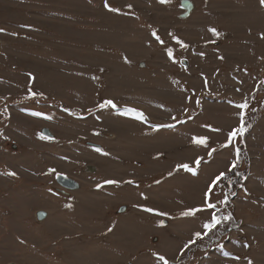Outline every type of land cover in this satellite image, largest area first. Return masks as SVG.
I'll return each instance as SVG.
<instances>
[{
	"label": "rangeland",
	"instance_id": "obj_1",
	"mask_svg": "<svg viewBox=\"0 0 264 264\" xmlns=\"http://www.w3.org/2000/svg\"><path fill=\"white\" fill-rule=\"evenodd\" d=\"M107 3L0 0V264H264V5Z\"/></svg>",
	"mask_w": 264,
	"mask_h": 264
},
{
	"label": "snow or ice",
	"instance_id": "obj_2",
	"mask_svg": "<svg viewBox=\"0 0 264 264\" xmlns=\"http://www.w3.org/2000/svg\"><path fill=\"white\" fill-rule=\"evenodd\" d=\"M162 2H163V0H162ZM260 3L262 4V5H264V0H260ZM105 7L106 8H108L110 11H119V9H114V8H111L109 5H108V3H107V0H105ZM130 7V6H129ZM0 31H2V30H0ZM210 31H212L214 34H217L216 33V30L215 29H210ZM155 35V34H154ZM158 38V37H157ZM162 42V41H161ZM179 42V41H178ZM107 104H113V102L112 101H106L105 102V106L107 105ZM113 106L115 107V105L113 104ZM36 115H40L39 113H35ZM245 129L243 128V127H240V128H238V129H236V130H234L233 132H230L228 135H229V137L230 138H232V137H234L238 132L239 133H243V131H244ZM193 142L194 143H197V144H201V145H206V138H193ZM97 151H100V149H97ZM209 154H211V153H209ZM196 163H199V161H196ZM179 167H183V168H185V169H188V170H191V169H189V166L187 165V164H184V165H180ZM233 167H234V165H233ZM8 175H15V173H8ZM109 183H112V181H109ZM207 195V194H206ZM209 208H213V207H215V205H213V204H208L207 205ZM146 211H153L152 209H145ZM190 214H192V211L190 210L189 212H187V213H185V215H190ZM213 219H215V218H213ZM217 223L219 222V221H216ZM213 225H209V224H206L205 225V227L206 228H210V227H212ZM197 237H200V235H201V233H196L195 234ZM160 259L161 260H163L164 259V257H160Z\"/></svg>",
	"mask_w": 264,
	"mask_h": 264
},
{
	"label": "water",
	"instance_id": "obj_3",
	"mask_svg": "<svg viewBox=\"0 0 264 264\" xmlns=\"http://www.w3.org/2000/svg\"><path fill=\"white\" fill-rule=\"evenodd\" d=\"M182 6H184V8L187 11L186 14L184 15L187 17L189 13L193 10V4L190 1H183ZM44 133L48 135L50 134L48 130H44ZM57 182L58 184H60L62 187L66 189L78 190L80 188V185L78 184V182L64 175H58ZM45 215L46 214L44 212L40 213V218H44Z\"/></svg>",
	"mask_w": 264,
	"mask_h": 264
},
{
	"label": "bare ground",
	"instance_id": "obj_4",
	"mask_svg": "<svg viewBox=\"0 0 264 264\" xmlns=\"http://www.w3.org/2000/svg\"><path fill=\"white\" fill-rule=\"evenodd\" d=\"M93 170H94V169H93ZM93 170H92V171H93ZM40 213H42V212H39V213H38V218H39V220H40Z\"/></svg>",
	"mask_w": 264,
	"mask_h": 264
},
{
	"label": "trees",
	"instance_id": "obj_5",
	"mask_svg": "<svg viewBox=\"0 0 264 264\" xmlns=\"http://www.w3.org/2000/svg\"><path fill=\"white\" fill-rule=\"evenodd\" d=\"M247 132V131H246ZM247 134V133H246Z\"/></svg>",
	"mask_w": 264,
	"mask_h": 264
}]
</instances>
